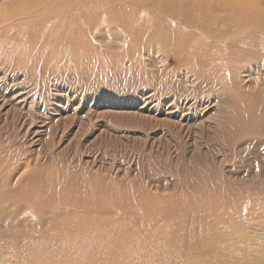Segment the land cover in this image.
Segmentation results:
<instances>
[{
    "label": "bare ground",
    "instance_id": "1",
    "mask_svg": "<svg viewBox=\"0 0 264 264\" xmlns=\"http://www.w3.org/2000/svg\"><path fill=\"white\" fill-rule=\"evenodd\" d=\"M0 1L3 82L43 96L51 72L107 59L192 125L222 103L191 133L198 198L151 207L0 153V264H264V0Z\"/></svg>",
    "mask_w": 264,
    "mask_h": 264
},
{
    "label": "rangeland",
    "instance_id": "2",
    "mask_svg": "<svg viewBox=\"0 0 264 264\" xmlns=\"http://www.w3.org/2000/svg\"><path fill=\"white\" fill-rule=\"evenodd\" d=\"M110 63L85 62L83 71L68 66L51 72L43 96L39 87L29 85L26 73L11 82L0 79V153L27 158L30 167L38 166L50 177L90 179V188L111 187L125 200L143 199L151 207L198 198L185 180L195 155L202 154L194 150L191 133L198 124H214L222 103H204L192 125L184 110L154 100L129 78L134 73L114 72ZM31 111L33 120L25 114ZM179 122L183 125L177 131ZM198 141L204 152L208 144Z\"/></svg>",
    "mask_w": 264,
    "mask_h": 264
}]
</instances>
